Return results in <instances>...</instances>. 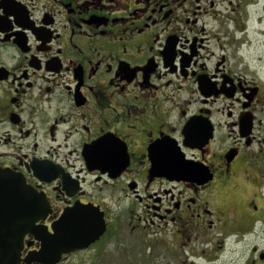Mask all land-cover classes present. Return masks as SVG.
<instances>
[{
	"label": "flooded vegetation",
	"instance_id": "obj_1",
	"mask_svg": "<svg viewBox=\"0 0 264 264\" xmlns=\"http://www.w3.org/2000/svg\"><path fill=\"white\" fill-rule=\"evenodd\" d=\"M261 6L0 0V264H264Z\"/></svg>",
	"mask_w": 264,
	"mask_h": 264
},
{
	"label": "rangeland",
	"instance_id": "obj_2",
	"mask_svg": "<svg viewBox=\"0 0 264 264\" xmlns=\"http://www.w3.org/2000/svg\"><path fill=\"white\" fill-rule=\"evenodd\" d=\"M261 4L262 6H264V0H261ZM263 15H264V12H263ZM254 16L258 17V15H254ZM255 29L259 32L263 31V34L259 35L256 33V35L252 36L253 43L247 49L251 50L250 53L254 54L255 59H256L259 55H264V23L260 26V24H257L255 22ZM261 70L264 71V64L262 65Z\"/></svg>",
	"mask_w": 264,
	"mask_h": 264
},
{
	"label": "water",
	"instance_id": "obj_3",
	"mask_svg": "<svg viewBox=\"0 0 264 264\" xmlns=\"http://www.w3.org/2000/svg\"><path fill=\"white\" fill-rule=\"evenodd\" d=\"M18 251H19V250L16 248V249H15V253L17 254ZM16 258H17V257H16Z\"/></svg>",
	"mask_w": 264,
	"mask_h": 264
}]
</instances>
